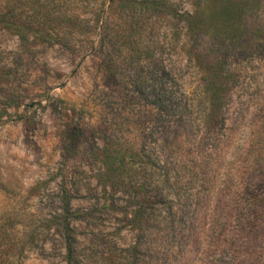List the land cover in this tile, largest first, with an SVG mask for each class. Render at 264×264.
<instances>
[{
	"label": "rangeland",
	"instance_id": "374dc122",
	"mask_svg": "<svg viewBox=\"0 0 264 264\" xmlns=\"http://www.w3.org/2000/svg\"><path fill=\"white\" fill-rule=\"evenodd\" d=\"M192 2L0 0V264H64L63 183L76 264H264V0H246L245 40L222 50L215 116L211 65L171 19ZM168 131L173 199L151 186Z\"/></svg>",
	"mask_w": 264,
	"mask_h": 264
},
{
	"label": "trees",
	"instance_id": "16d2710c",
	"mask_svg": "<svg viewBox=\"0 0 264 264\" xmlns=\"http://www.w3.org/2000/svg\"><path fill=\"white\" fill-rule=\"evenodd\" d=\"M212 1L193 0L191 12L181 14L173 12L171 19L180 22L182 25L192 53L206 57L211 65L201 78L200 89L205 96L204 109L210 112L208 114L215 116L217 112L223 111L226 107L225 92L228 86L224 73L219 74L221 66L218 61L221 60L223 53L228 52L227 48L240 47L243 44L248 29L247 21L252 11L248 10L246 0L237 2L227 0L224 7L220 9H215ZM154 5L158 8V2H155ZM223 49L226 50L222 53ZM164 138L167 144L160 145L156 141L151 149L154 163L162 165L164 176L160 178L157 175L151 186L152 191L155 192V197L173 199L177 198L183 189V172L181 167L176 164L177 161L173 164L169 163L168 168H165V161H161V159H164V152L166 153L167 150L173 154L179 143V137L173 131H168ZM69 179L67 176L64 181L67 182ZM66 185L63 183L60 194V213L57 217V225L65 244L64 264H76L75 241L70 225L73 221H78L79 218L72 212L71 194ZM141 188L143 189V187ZM173 204L174 202L171 201L168 207L169 213L175 209ZM176 214L178 213L175 210L174 215ZM173 218L175 216H172L168 222L171 225L177 221Z\"/></svg>",
	"mask_w": 264,
	"mask_h": 264
}]
</instances>
